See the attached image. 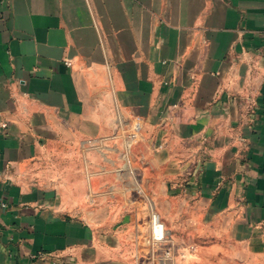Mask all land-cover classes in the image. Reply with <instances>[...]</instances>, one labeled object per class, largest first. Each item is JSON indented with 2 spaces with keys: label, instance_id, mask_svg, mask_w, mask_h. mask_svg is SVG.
Instances as JSON below:
<instances>
[{
  "label": "crops",
  "instance_id": "crops-1",
  "mask_svg": "<svg viewBox=\"0 0 264 264\" xmlns=\"http://www.w3.org/2000/svg\"><path fill=\"white\" fill-rule=\"evenodd\" d=\"M0 264H264V0H0Z\"/></svg>",
  "mask_w": 264,
  "mask_h": 264
}]
</instances>
